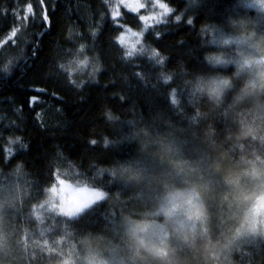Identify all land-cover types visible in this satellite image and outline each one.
Returning <instances> with one entry per match:
<instances>
[{
  "label": "trees",
  "instance_id": "trees-1",
  "mask_svg": "<svg viewBox=\"0 0 264 264\" xmlns=\"http://www.w3.org/2000/svg\"><path fill=\"white\" fill-rule=\"evenodd\" d=\"M251 1L165 0L177 8L176 14L185 11L179 24L170 18L168 25L149 29L152 35L146 37L172 58L165 70L176 75L172 84L165 85L159 73L146 74L140 84L125 80L124 65L118 62L113 37L124 31L121 25L138 27L140 13L120 8V16L114 20L113 0H0V68L7 63L11 70L10 74L0 71V183L14 179L11 175L17 177L15 187L22 199L16 208L19 218L28 217L27 232L37 227L32 208L44 200L54 169L72 171L75 166L79 175L74 178H86L109 193L106 201L74 219L45 214L40 227H54L55 232H45L44 239L54 240L61 232L77 244L114 240L113 226L133 217V211L144 205L138 196L140 189L129 182L131 173L124 174L125 169L137 172L158 161L164 173L174 159L166 154L172 152L180 165L193 164L196 156L195 162L203 168L219 166L225 174L219 180L222 184L231 171L264 170V88L244 95L241 90L250 80L246 73L237 74L234 65L210 69L204 62V55L212 53L232 58L233 46L213 41L220 34L241 33L234 26L252 19L246 7ZM29 4L32 13L27 12ZM263 16L252 19L258 24L252 30L262 42ZM189 18L192 25L186 24ZM204 25L212 31L201 35ZM157 31L178 34L165 35L162 44H156ZM182 42L179 51L164 48ZM81 45L84 53H78ZM84 54L98 56L103 71L96 82L87 72L76 73L73 78L83 84L76 88L59 66L67 67L74 56ZM209 72L232 77L233 87L219 106L192 91L197 74ZM172 88L177 89L175 105L170 101ZM238 96L242 98L237 100ZM108 110L118 118L108 120ZM250 131L254 136L245 137ZM17 136L20 143L10 145L9 138ZM92 139L95 145L89 143ZM6 148L13 151L8 153ZM226 205L223 200L215 202V197L207 201V235L189 241L186 259L203 254L207 256L204 264H216L213 255L223 248L220 236L224 233L221 222L228 219ZM251 243L231 250L227 264H264V239ZM145 264L173 263L168 257H150Z\"/></svg>",
  "mask_w": 264,
  "mask_h": 264
},
{
  "label": "clouds",
  "instance_id": "clouds-1",
  "mask_svg": "<svg viewBox=\"0 0 264 264\" xmlns=\"http://www.w3.org/2000/svg\"><path fill=\"white\" fill-rule=\"evenodd\" d=\"M259 10L264 12V0H254ZM123 4L126 9L133 13H139L141 9H148L146 15H140L139 26L134 28L130 25H121L124 31L119 32L113 37V44L118 53V62L124 65V79L135 81L137 84L145 80L146 74L159 73V79L165 85L173 83L176 72L171 69L165 70L167 64H170L172 58L165 54L160 47L152 46L146 39L152 35L149 29L157 28L159 25H168L171 21L179 24L185 16V11L177 13V8L170 6L165 0H151V11H149L148 0H118V5ZM163 5V7H162ZM118 10V7H117ZM187 25L193 24V19L186 20ZM212 29L208 25H204L200 29L201 35L205 32H211ZM178 33L161 34L157 31L153 37L156 44H162L167 36H174ZM254 35V34H252ZM241 40L223 39L221 41H213L222 45L231 43H241ZM185 42L178 46H164L166 50L179 51ZM258 47L257 45H250ZM264 52V49H260ZM78 53H84V46L81 45ZM204 62L210 69H217L235 65L236 73L254 72V77L245 82L241 90L244 95L249 94L253 90L264 88V54L258 59L240 53L239 59L226 58L223 53H212L204 55ZM62 66V67H61ZM68 73V79L76 88H81L82 83H78L74 79L76 73L84 74L91 77L96 82L98 74L103 71V64L99 57H90L87 54L76 55L72 58V62L66 67L65 64L59 66ZM0 71L10 74L11 70L6 63ZM186 72L187 69H184ZM233 87L232 77L220 72H209L197 74L192 85L194 95L206 98L212 104L219 106L224 100L225 94ZM176 88H172L170 92V101L173 105L178 103L176 98ZM241 96L236 97L237 100ZM108 120L118 118V114H114L111 110L105 113ZM199 115V112L197 113ZM253 135V132L244 134ZM19 136L15 139L9 138V144L14 145L20 143ZM91 145L96 144V140L89 141ZM26 147V146H25ZM6 152L11 153L12 148H6ZM179 167V165H177ZM102 171L97 175L102 174ZM131 174L128 177L129 182L137 183L145 179L143 176L132 172L131 169H125ZM79 175L78 169L73 166L72 171L67 169L61 171L54 169L52 172V183L46 188V198L39 204L33 205L32 215L35 217L39 225H43L46 219V213L52 214L54 217H67L68 219L77 218L86 210L93 206L106 201L109 193L103 188L95 186L86 178H74ZM113 177L116 176L112 172ZM43 210V211H41ZM252 212L255 215H264V194L257 198L256 204L253 206ZM157 219V218H161ZM204 218V208L201 203V185L191 183L187 187H178L175 184H164L162 190L155 199L154 210L145 214L144 218L127 219L125 221L126 234L130 238L134 248L135 256L142 254L153 257L163 258L167 256V249L163 247L164 241L169 236V229L176 232H182L185 228L193 229L197 221ZM255 229V221L252 223V230ZM51 231L50 228L40 229V235ZM39 244L40 242L37 241ZM43 250L51 251L48 240L42 242ZM86 264H118V258L113 257L112 260L100 257L98 253L89 252L85 257ZM63 264H72L71 258H66ZM122 264V262H119Z\"/></svg>",
  "mask_w": 264,
  "mask_h": 264
},
{
  "label": "rangeland",
  "instance_id": "rangeland-1",
  "mask_svg": "<svg viewBox=\"0 0 264 264\" xmlns=\"http://www.w3.org/2000/svg\"><path fill=\"white\" fill-rule=\"evenodd\" d=\"M148 3L150 5L149 11L153 10L151 9V0H148ZM242 5H247L246 7L251 10L254 21L258 19L256 17L264 15V12L259 10L258 5H255L254 0L246 5ZM117 7L119 12L120 8L129 11L123 4L118 5V0H113L111 15L114 10H117ZM147 11L148 9H141L139 13L140 15H146ZM252 19L245 23H235V29L241 32L239 35L228 36L220 34L216 38L218 41L223 39L243 41L239 44L231 43L224 45L233 46L234 50L236 49L233 55H231V59L233 60L239 59L240 53L251 55L257 59L264 54L260 50L264 49V42L259 37H256L257 35L252 30V27H256L258 24H254ZM250 45H257L258 47H251ZM254 72L255 70L243 73H246L249 79H252ZM166 156L174 159L164 173L160 172L163 164L158 161H153L135 172L145 178L139 183L134 181L141 191L138 196L144 205L133 211L134 216L130 218H144L146 213L154 210L155 199L164 184H175L178 187H187L191 183L201 185V203L204 208L203 220L196 222L194 230L185 228L182 232H176L170 228L169 236L162 245L166 247L168 253L166 257L170 259L171 263L204 264L207 256L203 254L201 256H191L189 259H186L184 255L186 246L189 245L190 240L194 241L195 237L199 239L206 237L208 230L207 201H212L214 197L215 202H217V199L218 202L220 200L225 201L228 212L227 222L225 220L221 222V229H224V233L220 236V243L224 242L223 248L217 255H213L216 264H227V255L231 250L238 249V246L241 247L252 244L251 241L255 243L258 239H264V215H255L252 212L257 198L264 194L263 168L260 169L258 167V169L254 168L248 172L237 174L231 171V173H228L231 177L226 183L222 184L219 180L225 174H221L219 166L218 168L212 166L210 169L204 165L205 168H203L200 166L199 161L195 162L196 156L191 160L193 164L186 165L183 163L180 165L179 162H176L174 153L169 152ZM177 165L182 168L179 169ZM184 169L185 171H183ZM123 172L124 174L126 173V171ZM11 177L17 178L15 175H11ZM14 179L10 181L6 180L5 182L3 180L1 181L2 184L0 183V264H63V261L69 257L72 260V264H86L85 257L89 252L98 253L100 257L108 260L116 257L118 258V264L119 262H122V264H145L149 261L150 257H153L145 254L147 257L145 256L144 259H141L140 256H135L132 241L127 236L125 229V221L128 218L118 223L117 226H113L111 234L114 240H108V242L107 240H91L77 244L72 242L67 235L59 232V236L54 240L48 241V245L52 250H43L42 242L45 240V237L40 235L42 227L38 226L37 222L36 229L27 232L26 223L29 221L28 217L19 218L18 216L19 211L16 205L20 203L22 195L20 197V191L15 187ZM17 191L19 192L18 196ZM46 195L47 193L45 192L44 199ZM157 219L162 220V217ZM253 221H255L254 230H252ZM50 232H55V228L53 227ZM37 241L40 243L38 244Z\"/></svg>",
  "mask_w": 264,
  "mask_h": 264
},
{
  "label": "snow or ice",
  "instance_id": "snow-or-ice-1",
  "mask_svg": "<svg viewBox=\"0 0 264 264\" xmlns=\"http://www.w3.org/2000/svg\"><path fill=\"white\" fill-rule=\"evenodd\" d=\"M40 2L42 3L43 0H40ZM162 7H163V5H162ZM27 12H28V13H32V6H31V4H29V5L27 6ZM112 16H113V19H114V20H115L116 18H118V17L120 16V12H119V10H114L113 13H112ZM45 19H47L46 16H45ZM17 31H18V29L13 30V32H12V36H13V37L16 36ZM9 63H11V61H9ZM61 67H62V66H61ZM41 91H42V90H41ZM33 100H35V98H33Z\"/></svg>",
  "mask_w": 264,
  "mask_h": 264
}]
</instances>
